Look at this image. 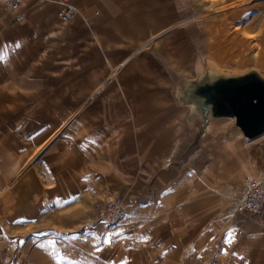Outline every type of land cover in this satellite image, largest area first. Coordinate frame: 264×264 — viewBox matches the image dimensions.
<instances>
[{
  "label": "rangeland",
  "instance_id": "obj_1",
  "mask_svg": "<svg viewBox=\"0 0 264 264\" xmlns=\"http://www.w3.org/2000/svg\"><path fill=\"white\" fill-rule=\"evenodd\" d=\"M62 1L72 5L32 0L13 12L0 5V188L8 183L0 192V264H264L258 240L242 259L237 236L229 240L235 249L226 250L223 232L234 211L229 191L219 189L216 204L204 198L198 248L195 214L175 228L179 204L146 208L166 194L194 195L195 150L227 148L225 141L241 132L236 93L264 92V0H214L213 10L205 7L209 0L156 6L154 16L169 8L174 23L188 22L151 42L113 80V67L92 38L88 49L72 39ZM239 1L247 4L237 9ZM201 13L207 16L189 21ZM107 34L114 67L148 38L123 57L116 50L121 37ZM215 73L220 78L212 80ZM196 85L203 103L194 96ZM254 139L264 140V133ZM203 179L215 184L208 168ZM118 195L125 203L119 224L131 235L103 245L101 216ZM170 221L174 233L186 229L184 251L177 234L162 252L150 242L155 224Z\"/></svg>",
  "mask_w": 264,
  "mask_h": 264
},
{
  "label": "crops",
  "instance_id": "obj_2",
  "mask_svg": "<svg viewBox=\"0 0 264 264\" xmlns=\"http://www.w3.org/2000/svg\"><path fill=\"white\" fill-rule=\"evenodd\" d=\"M31 1L32 0H26V3L24 2L25 5L23 4V6L27 7L28 3H32ZM69 1L78 11L76 18L70 22L72 24L68 30L73 35L72 39L76 40V42H83L85 46L84 49H88L87 45L88 42H90L88 40H91L92 38L93 43H95L98 49L103 53L107 64L110 66V68L113 67L112 73L115 70L117 71H115L116 73L114 77L120 70L128 67V65L131 67V63L134 58L138 55L141 56L144 54V49L151 42L164 36L165 33L168 34L171 30L180 28L182 25L188 22V20H186L181 23H174L172 20L174 18L170 16L171 14L169 12V8H165L166 10L164 9V11L157 9L159 13L158 15L154 16L156 6H168L170 0ZM61 4L65 5L67 3L66 1H62ZM197 5H199L197 8L202 10V2H197ZM203 14L205 13H201L197 17L193 16L194 18L189 19V21L201 19L199 17ZM239 15L240 14H237L238 17ZM140 20L141 22L139 23ZM156 26L157 30H155ZM109 29L121 37V41H117L116 43V50L122 52L123 57L129 53L134 44L138 43V41L142 39L148 38L142 43L143 45L140 44L132 54H130L124 61L114 67L112 62L107 57V52L115 48L111 46L114 41L109 40V34H107ZM95 47L96 46H91V48L94 49ZM85 52L86 51H84V53ZM139 56L135 59L136 62H139ZM135 60L133 62H135ZM112 73L110 74L109 79ZM114 77L111 79L113 80ZM89 98L81 105V107L85 108V104L89 103H87ZM91 100L92 99H90V101ZM241 132L243 131L241 130ZM241 132L237 134L235 131L234 133H236V135L233 134L234 137L231 140L225 141L227 148L219 146L215 151H212L211 154L208 152L204 153L201 147L195 150L194 159L191 162L195 179V186L193 189L194 195L166 194L162 196L161 200L157 202L153 201L146 207L147 209L150 207L156 208L158 210H167L171 208V204H179L178 208L180 212V218H173L174 227L176 226L175 228H177V226L185 228L184 217H190L192 214H195L194 218L196 222L194 223V227H192V234L195 240L194 245L197 248L203 237V223L201 222L203 218L200 212L203 209L202 202L204 198H206V200L211 203H219L220 198H222L221 196H223L219 189H224L229 191V199H231L233 196L232 191L234 189L241 188L245 178L248 177L246 173L260 175L262 172H264V140L249 139V141H243ZM208 154L211 155L212 158L207 162V164H204V155ZM15 167H17V169L21 168L19 166ZM15 167L13 169L14 173L17 171ZM204 168H208L210 170L212 178L215 179V184H208L207 182H204ZM184 176V179L186 180L187 175L185 174ZM173 178L174 177L172 176V179L166 182V184L169 185L173 181ZM7 184L1 186L0 192L7 186ZM180 185H183V180L181 181ZM203 194L206 195L204 196ZM162 200L163 202L161 204ZM174 208H176L175 205ZM190 209L194 210V212H191ZM197 212L198 215L196 214ZM227 218H229V216H227ZM155 225L158 232L154 234L153 238H150V242L156 243L160 252L169 249V245L174 242L172 236L175 234L178 236V240L176 239L178 246L177 249L179 251H184L187 242L186 229H175L176 231L174 233L171 229L173 228L171 221L170 223H156ZM226 225L227 228L223 232L227 235V240L225 243L227 246L226 250L233 251L235 249L233 247V243H231L229 240L231 239L230 237L237 236L239 240H241V246H243V251H240L239 259L245 258L246 249H250L251 244L254 243L255 240H258V244H256V246H259V242H261L260 246L264 247V215L258 217L247 212L234 213L233 211L230 219L226 222ZM126 227L127 226L124 223H120L116 228L115 235H118V238L121 240L125 239L127 241L131 234L126 233ZM163 230L166 231L167 234L162 239H160L159 236H163L161 234ZM167 256L172 257V255H170L168 252Z\"/></svg>",
  "mask_w": 264,
  "mask_h": 264
},
{
  "label": "built area",
  "instance_id": "obj_3",
  "mask_svg": "<svg viewBox=\"0 0 264 264\" xmlns=\"http://www.w3.org/2000/svg\"><path fill=\"white\" fill-rule=\"evenodd\" d=\"M26 0H0L4 6L10 11H17ZM66 8L62 15L63 23L72 22L77 14V9L72 6L65 4ZM232 207L234 213H250L254 216L261 217L264 215V172L258 177H247L245 178L239 192L232 196ZM125 213V203L122 198L116 196L110 200L101 216V221L105 226V236L103 238V245L113 243V236L115 235L116 228L121 221Z\"/></svg>",
  "mask_w": 264,
  "mask_h": 264
},
{
  "label": "flooded vegetation",
  "instance_id": "obj_4",
  "mask_svg": "<svg viewBox=\"0 0 264 264\" xmlns=\"http://www.w3.org/2000/svg\"><path fill=\"white\" fill-rule=\"evenodd\" d=\"M202 86V85H201ZM196 90L194 96L199 98L203 103L204 98L200 97ZM234 111L237 114L239 128L244 129L249 134L259 131L264 127V92L256 89L241 90L236 93V101L233 105ZM229 107L221 109L222 114L228 115L230 112ZM264 133V132H262ZM261 133V134H262ZM255 136L254 138L260 136ZM253 138V139H254Z\"/></svg>",
  "mask_w": 264,
  "mask_h": 264
},
{
  "label": "bare ground",
  "instance_id": "obj_5",
  "mask_svg": "<svg viewBox=\"0 0 264 264\" xmlns=\"http://www.w3.org/2000/svg\"><path fill=\"white\" fill-rule=\"evenodd\" d=\"M215 1H218V0H215ZM215 1L214 0H212V1H210L209 0V2H208V5L210 6L209 8H212V6H214V4H215ZM26 3V2H25ZM25 3H23L24 5H25ZM223 3V2H222ZM2 3H0V5H1ZM217 4V3H216ZM247 4V1H245V2H241V1H239V3H237V5H235V6H238L237 7V9L238 8H242V7H244L245 5ZM208 5H207V7H208ZM216 6V5H215ZM227 7H233V5H229V6H227ZM211 10H213V8L211 9ZM216 11V10H215ZM205 16H207L206 14H203L202 16H200L199 18H203V17H205ZM238 29H236V31H237ZM249 35V34H248ZM250 39V38H249ZM248 40V39H247ZM246 40V41H247ZM250 41V40H249ZM205 69V68H204ZM201 70V69H200ZM203 70V69H202ZM217 70V69H216ZM115 73L116 72H113L112 73V75H113V77H114V75H115ZM212 75H214V76H212ZM211 76H212V80H214V79H218V78H220V75L219 74H217V73H215V74H211ZM213 82V81H212ZM212 82H205V83H212ZM204 84V83H203ZM203 84H198V85H203ZM198 85H196V87L194 88V90L193 91H195V89H197V86ZM192 99V98H191ZM202 116V115H201ZM61 131V130H60ZM51 140V139H50ZM50 142V141H49ZM239 192V191H238Z\"/></svg>",
  "mask_w": 264,
  "mask_h": 264
},
{
  "label": "water",
  "instance_id": "obj_6",
  "mask_svg": "<svg viewBox=\"0 0 264 264\" xmlns=\"http://www.w3.org/2000/svg\"><path fill=\"white\" fill-rule=\"evenodd\" d=\"M233 89V87H231V90ZM224 115V114H223ZM238 123V122H237ZM238 126H239V123H238ZM243 133L245 134V136L249 139H253L255 136L261 134L262 132H264V127L259 130V131H256V132H253L251 134H249L248 132H246L244 129H242Z\"/></svg>",
  "mask_w": 264,
  "mask_h": 264
},
{
  "label": "snow or ice",
  "instance_id": "obj_7",
  "mask_svg": "<svg viewBox=\"0 0 264 264\" xmlns=\"http://www.w3.org/2000/svg\"><path fill=\"white\" fill-rule=\"evenodd\" d=\"M17 47H19V45H17Z\"/></svg>",
  "mask_w": 264,
  "mask_h": 264
}]
</instances>
